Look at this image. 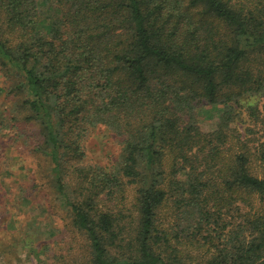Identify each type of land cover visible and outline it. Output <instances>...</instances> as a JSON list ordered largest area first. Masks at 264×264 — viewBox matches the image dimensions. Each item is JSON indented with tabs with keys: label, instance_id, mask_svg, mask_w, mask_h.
<instances>
[{
	"label": "trees",
	"instance_id": "trees-1",
	"mask_svg": "<svg viewBox=\"0 0 264 264\" xmlns=\"http://www.w3.org/2000/svg\"><path fill=\"white\" fill-rule=\"evenodd\" d=\"M0 64L67 215L45 264H264V0H0Z\"/></svg>",
	"mask_w": 264,
	"mask_h": 264
},
{
	"label": "rangeland",
	"instance_id": "rangeland-1",
	"mask_svg": "<svg viewBox=\"0 0 264 264\" xmlns=\"http://www.w3.org/2000/svg\"><path fill=\"white\" fill-rule=\"evenodd\" d=\"M10 85L12 79L0 64V120L3 113L9 116L14 99L7 94ZM199 108L202 128L214 129L220 111L207 103ZM17 124L23 136L16 135L13 126L0 128V264H45V259L53 262L56 251L70 239L67 215L50 186L46 157L32 148L38 126L24 121ZM123 140L108 128H95L85 142L87 161L111 168L122 153ZM24 238L32 245L27 246Z\"/></svg>",
	"mask_w": 264,
	"mask_h": 264
}]
</instances>
